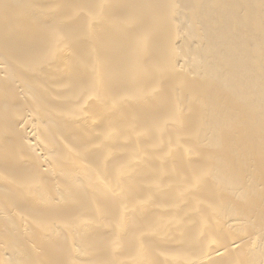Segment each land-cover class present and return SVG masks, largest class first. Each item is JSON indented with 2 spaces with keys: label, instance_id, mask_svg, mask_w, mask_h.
<instances>
[{
  "label": "bare ground",
  "instance_id": "obj_1",
  "mask_svg": "<svg viewBox=\"0 0 264 264\" xmlns=\"http://www.w3.org/2000/svg\"><path fill=\"white\" fill-rule=\"evenodd\" d=\"M0 264H264V0H0Z\"/></svg>",
  "mask_w": 264,
  "mask_h": 264
}]
</instances>
